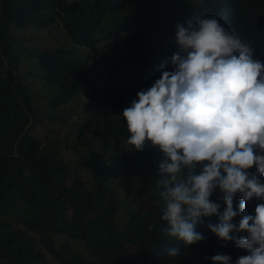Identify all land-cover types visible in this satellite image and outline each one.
<instances>
[{"label": "trees", "instance_id": "obj_1", "mask_svg": "<svg viewBox=\"0 0 264 264\" xmlns=\"http://www.w3.org/2000/svg\"><path fill=\"white\" fill-rule=\"evenodd\" d=\"M200 18L217 19L254 47V59L264 62V0H0V205L7 211L6 218H0V264H48L39 248L58 264H212L210 258L217 254L229 255L230 264H235L247 255L231 241L224 245L208 230L209 223L218 222L216 216L197 224L196 231L204 238L187 248L163 233L156 204L161 154L147 143L143 152L126 143L123 110L160 78V64L167 61L164 70H173L170 58L178 51L177 24L187 27ZM54 22L61 24L71 48L37 54L44 82L57 87L50 103L61 106L81 93L85 108L96 104V120L104 125L101 151L93 152L83 129L77 135L92 154L90 188L73 176L57 150L47 152L33 136L43 115L34 107L12 56V27L45 28ZM108 40L118 52L102 57L109 67L103 71L107 78L100 79L109 81L98 83L81 62L86 63L78 49H84L86 58L99 57V46H112ZM248 171L255 174V166ZM119 177L136 182L137 197L148 203L145 209L127 211L121 226L116 222L119 193L107 186ZM220 196L216 190L210 199L221 204L222 212ZM240 203L237 194L235 210ZM16 206L20 208L11 214L9 209ZM240 218L237 215L233 223ZM13 223L26 231L13 228ZM80 246L85 253L77 250ZM169 246H178L180 254L168 257Z\"/></svg>", "mask_w": 264, "mask_h": 264}, {"label": "clouds", "instance_id": "obj_2", "mask_svg": "<svg viewBox=\"0 0 264 264\" xmlns=\"http://www.w3.org/2000/svg\"><path fill=\"white\" fill-rule=\"evenodd\" d=\"M175 43L173 70H164L167 61L160 64V78L121 116L132 149L143 152L147 143L161 154V231L187 248L204 238L197 224L216 216L208 230L247 253L235 264H264V62L215 18L177 24ZM216 190L222 212L210 199ZM179 254L178 246L166 249L168 257ZM210 259L231 262L227 254Z\"/></svg>", "mask_w": 264, "mask_h": 264}, {"label": "rangeland", "instance_id": "obj_3", "mask_svg": "<svg viewBox=\"0 0 264 264\" xmlns=\"http://www.w3.org/2000/svg\"><path fill=\"white\" fill-rule=\"evenodd\" d=\"M72 2L75 0H66ZM10 44L12 46V56L17 58L19 64V75L23 84L29 90L30 97L33 99V105L40 110L43 119L37 123L38 127L34 128L33 136L43 142V147L47 152L52 153L57 150L60 159L66 163L73 171V176L83 183V185L91 187L92 179L91 172L88 167V162L92 158L90 150L83 147L77 139L80 129L84 130V138L91 145L93 152L101 151V132L104 129L103 123L98 122L99 114L98 107L92 103L89 108H85L86 99L79 93L74 98L70 99L66 104L54 106L50 103V99L57 92V87L53 84L44 82L42 72L37 61V54L46 49L52 48H71L69 38L63 33L61 24L54 22L45 28L38 25H29L24 28L12 27L10 30ZM112 45V41L108 40ZM99 57L86 58L83 54L84 49H78L79 55L87 63L81 60L89 70L90 76L95 80L105 83L108 79L101 80L103 71L109 67V63H105L102 57L108 53L111 55L117 54L118 49L115 45L105 48V45L99 46ZM6 64V63H5ZM3 69L1 70V74ZM104 76V75H103ZM108 75L104 77L107 78ZM109 81V80H108ZM84 107V109H83ZM53 118V119H52ZM51 132H56L58 135H50ZM105 137V135H103ZM125 140L121 138V144ZM112 145V142L110 143ZM81 152L78 153L77 150ZM107 186L118 192L117 195V212L116 222L121 226L126 220L127 211L133 212L139 208L145 209L147 201H143L137 197L139 186L136 182L131 181L128 177H119L107 183ZM116 203V202H115ZM140 205V206H139ZM0 205V218L7 211L2 210ZM5 208V206H4ZM20 207L9 209L10 213H16ZM23 215V214H22ZM13 218V217H12ZM9 220V219H8ZM13 228L26 231L23 225L13 223ZM29 236L31 235L28 231ZM35 238H37L35 236ZM38 249V248H37ZM39 250L47 257L48 264H58L54 257L50 256L43 249ZM77 250L84 252L83 248L77 247ZM85 253V252H84Z\"/></svg>", "mask_w": 264, "mask_h": 264}]
</instances>
